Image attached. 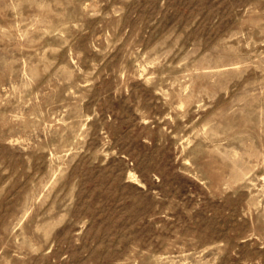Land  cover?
I'll return each mask as SVG.
<instances>
[{
    "label": "rangeland",
    "instance_id": "rangeland-1",
    "mask_svg": "<svg viewBox=\"0 0 264 264\" xmlns=\"http://www.w3.org/2000/svg\"><path fill=\"white\" fill-rule=\"evenodd\" d=\"M0 264H264V0H0Z\"/></svg>",
    "mask_w": 264,
    "mask_h": 264
}]
</instances>
